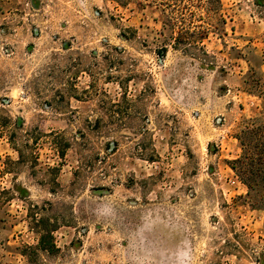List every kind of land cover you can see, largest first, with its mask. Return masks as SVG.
Listing matches in <instances>:
<instances>
[{"label": "rangeland", "instance_id": "obj_1", "mask_svg": "<svg viewBox=\"0 0 264 264\" xmlns=\"http://www.w3.org/2000/svg\"><path fill=\"white\" fill-rule=\"evenodd\" d=\"M219 1L0 0V264H264V0Z\"/></svg>", "mask_w": 264, "mask_h": 264}, {"label": "trees", "instance_id": "obj_2", "mask_svg": "<svg viewBox=\"0 0 264 264\" xmlns=\"http://www.w3.org/2000/svg\"><path fill=\"white\" fill-rule=\"evenodd\" d=\"M139 4H142L143 1H149V0H140ZM220 3L219 0H214ZM151 2H157L158 4L162 5L164 9H168L169 11V17L168 20L171 23L179 22L182 23L185 18V13L188 12L189 16L194 17V14L192 11H190V7L194 6L195 3L199 7H204L206 3L209 2V0H151ZM210 12H213L214 10L211 8L207 9ZM185 28L180 27V29L177 31V34L179 38L175 39L176 43H183L184 41V33L187 34L189 32L188 30H184ZM207 32V31H206ZM204 33V32H203ZM204 35V34H203ZM192 44H189L191 46ZM194 46V45H192ZM187 47V46H186ZM196 47V46H195ZM166 52L165 48H162L158 54L160 56H164ZM45 221L43 218L38 219L37 223L43 224ZM56 226H52V228H42V231L39 232V240H38V246L35 248V250H43L47 253H52L56 250L54 243H53V231L56 229Z\"/></svg>", "mask_w": 264, "mask_h": 264}]
</instances>
